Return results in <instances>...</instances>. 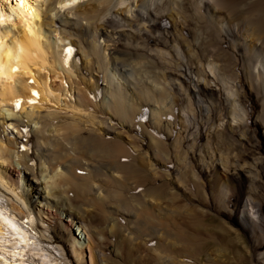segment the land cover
<instances>
[{
    "label": "rangeland",
    "instance_id": "374dc122",
    "mask_svg": "<svg viewBox=\"0 0 264 264\" xmlns=\"http://www.w3.org/2000/svg\"><path fill=\"white\" fill-rule=\"evenodd\" d=\"M97 1L79 0L75 4H70V6L65 8L55 5L52 9V14L54 13L56 15L55 17L58 21L60 20V25H58L59 29H62L60 31L62 32L64 30L57 37H61L62 39L66 38L65 40L63 39L64 43L71 44L70 50L74 53L73 56L76 57V60L74 57L77 65H75L74 76H77L76 78L81 80L82 85L89 90L92 98L95 99L96 95L97 98H100H96L95 100L101 106L103 101L106 102L109 97H118L128 103L129 106H133L132 108L136 110V115H138L139 110L146 103L145 98L148 99L149 96H152L151 103L152 99H154V102L158 101V91H155V87L161 93L159 94L161 96L159 98L160 103L159 105L155 104L157 105L156 107L151 106V109L153 108L154 110L152 113L148 111L144 117H138L136 119L137 125L132 129L125 126L128 123L132 125L131 119L127 123L121 122L120 120H117L115 123H108L115 128L114 134L111 137L116 138L121 148H124L127 153L125 158L120 159V161L125 164L128 162L132 169L136 170L135 174L138 173V175L127 180L121 177L122 174L120 172L113 173L111 178H109L114 181L110 180L111 182L109 181V184L105 185L104 189L111 190L122 196L114 203L115 209L107 208L109 213L106 211L105 213L100 212L97 209L98 206L92 209L84 205L71 209V212L67 211L66 213L61 211L62 209L66 210L68 199H71L75 203H79V201L81 203L83 197L77 196L72 188L71 190L73 192L69 188L66 190V186H62L59 181L53 192L51 188H48L46 172L45 170L42 171L43 164L40 165L36 159L37 153L35 146L37 145V138H35L33 132L35 129L37 130L42 127L46 136L51 139L57 138L62 140L63 132H71L73 130L83 132H87L88 130L92 131L91 125H87L89 121L90 123L92 121L97 127V130L93 129V132L98 138L103 139L104 137L101 135L102 127L106 125L99 123V118L88 120L87 123H84L86 121L85 118L79 117V115L71 118L69 114L61 113V109L58 110L59 108L56 107L55 111L58 112V115L53 117L51 122L45 123L43 118H40L39 123L28 125L29 129L27 130L29 131V135L25 138L22 133L23 130H21L16 122H5V129L2 130V137L5 141H12L14 143L17 138L19 140L23 139L24 142H31L24 149L26 151L29 150L26 159L30 155L31 158L35 159L34 166L35 169H38L36 175L39 179V189H42L44 198L42 205L45 202L50 203V207L53 208L54 212L56 211V217L61 216V218H64L66 216L65 218L68 219L70 214L75 217V223L77 222V224L75 225L74 223L71 232L79 238L82 246L80 252L83 264H90L91 251L96 256L98 264H224L223 261L226 257L224 254L217 253L216 250L221 252L225 248H232V250L230 249L232 251V257L247 258L250 261L248 249L246 248V244H248L247 230L250 228V218L249 223L248 218L247 220H244L243 217L238 218L242 210V204L249 196L245 188L250 184V180L245 176V183H241L242 186L238 183L241 186V192L239 193L237 182L234 181V175L232 174L238 172L245 164H249L252 167V161L259 156L261 151L251 150L250 156L237 158V147L227 143L224 138L230 136H234L233 138H235V135L245 131L247 137H255L256 140H261L264 145V136L260 126L257 128V125H252L254 117L259 112L260 107L253 100L250 101L251 104L247 101L249 100L247 98L252 93L250 94L248 92V85L245 83L239 71L241 66L240 58L236 57V60L234 57L232 59V64L235 62L233 71L231 70V74L229 72L228 74L219 76V83L224 91L229 94L230 91L233 93L231 94L234 97L229 96L231 97L230 99L233 98V101L235 100V104L232 102L231 107H229V102L227 109L231 116L236 113L238 116L235 114L232 117H238L234 118L235 120L237 119V122H244L245 119L251 120L247 125L243 126L244 128L238 127L237 130L236 128L223 130V127L220 125V121L223 119L220 115V106H218L219 104L215 99L218 96V92L211 93L215 97L213 104L216 106V109L218 108L216 115L210 117V114L207 113L208 110L205 109L204 116L202 118L199 117L198 110L195 106L196 103L194 104L191 100L195 88L184 82L183 77L180 76L182 72L174 68V66L178 67L177 64L180 60L185 62L189 58V55L196 56V52H199L197 48L191 47V43L187 44V40L192 39L194 33L200 26V22H202L200 27L207 25L208 19L206 18V14H204V9H200V12H198L200 16L197 17L193 15V11L188 7L189 5L183 3L185 0H180V2L174 0H159L160 4L158 2L153 5L152 2L156 1L148 0V9L155 7V10H160L165 13L161 25L150 28V21L148 20L150 16H147L146 19V11L142 10V13L140 12V15H143L145 18L137 15L138 9H140L139 5L144 0H119L121 3L119 2V6L113 8L110 14L107 13L105 15V13H102L100 17L97 13L95 14L97 19H100H98V23L96 21V24H99L97 32L104 30L103 32L105 33L99 38L97 37V33L96 35L94 34L96 38L93 34H90L87 37L90 39H87V43L80 39L81 36L78 35V31L76 32V27L79 25H87V20L74 8L78 4L91 6V4ZM144 2L147 4V0ZM113 5L115 4L111 6ZM248 12L249 7H246L238 20L229 22L232 27L236 28L234 35H231V33V36L228 35L226 26L225 28H221L224 29L222 34L225 32L229 40L231 39L228 42V49H226L229 54H232L233 47H235V51L237 50L235 53L242 51L240 50L242 45L240 42L242 40L239 36L243 29L242 20L248 16ZM150 14L153 20H155V14L149 11L147 15ZM110 15L116 22H119V25L104 28L103 23H100V21L104 17H111ZM196 17L197 19H201H199V23ZM241 18L242 20L240 21ZM163 34H167L168 38H164L161 40L162 42L150 39L151 36ZM174 36H177L179 40L173 42L175 40ZM211 42L209 45H214V42ZM173 45L176 47L174 50ZM114 47L120 52L119 57H123L122 53L126 49L132 48L126 51H129L131 54V58L127 61L129 64L127 69L133 72L131 75L129 74L130 76L128 74L126 76H128L131 82L137 84V94H144L145 98L138 96V101H135L132 90H126L124 88V82L120 79L121 77L119 78L116 73L112 72L109 51ZM155 54L165 56L163 60L165 63L162 60H154L155 58L153 56ZM193 60L195 63H198L197 57ZM149 64L152 68L148 66ZM147 66L148 69L146 68ZM166 68L175 73L166 76H156L154 75L155 73H152V70L159 69L160 71H164ZM263 76L264 74L262 75V79L264 78ZM144 80L146 82L148 81L147 83L150 82V85H146ZM154 92L156 96L153 94ZM210 96L206 98H211ZM131 98H133V103L128 101ZM163 103L165 106H163ZM203 106L208 105L207 103H203ZM157 107H161L160 112ZM6 109L9 108L6 107ZM34 111L39 116L47 113V111L44 112L42 109H35ZM233 111L235 113H232ZM101 119H103L102 116ZM2 123L4 126V122L0 120V127H2ZM186 124L187 126L191 125V129L186 127ZM155 141L158 145L154 146L152 144ZM66 146L68 148L70 147L69 145ZM69 152L72 154L70 158L75 157L74 160L81 161L77 164V167L81 169L87 168L86 172H91L89 165H95L96 161L88 157L85 159L84 155L74 156L72 150ZM229 154L231 158H228ZM68 160H64L60 164L55 165V170L61 171L67 176V173L62 169V164ZM138 160L139 163L137 162ZM45 165L44 162L43 166ZM238 165L239 167H237ZM248 170L250 173L251 170ZM99 183H92L94 184L93 189L95 196L99 199L97 203H104V200L106 201L105 195L101 191H96V185ZM156 189L162 190L161 196L164 197L161 200L153 199L145 195V192ZM230 190L233 193L231 194L232 200L227 205L226 200L229 198ZM34 196L37 197L35 194ZM88 199L91 200V196ZM31 200L36 201L35 198L32 199V196ZM142 200L144 203H139ZM122 204L126 206H122ZM127 205L133 206L129 210ZM192 209L193 212H190L189 210ZM244 209L247 210L249 217L255 218L252 211L247 207ZM61 221L56 219L55 223H60ZM224 230L228 232V238L226 239L222 235V231ZM211 231L217 232L212 233ZM219 236L222 237L220 238ZM214 239L217 240L215 243L212 241ZM228 240H231L235 244L228 246ZM46 249L49 264H64L60 251L54 248V245H48L46 243H40V245L29 249L25 255V260L30 262V264H42L39 260L40 258L35 255V252L37 254L39 253L38 251H45ZM75 262V257H73V264H76ZM247 264H254V262H248Z\"/></svg>",
    "mask_w": 264,
    "mask_h": 264
},
{
    "label": "bare ground",
    "instance_id": "6f19581e",
    "mask_svg": "<svg viewBox=\"0 0 264 264\" xmlns=\"http://www.w3.org/2000/svg\"><path fill=\"white\" fill-rule=\"evenodd\" d=\"M76 1L79 0H0V120L4 122V126L2 123V127H0V264H30V262L25 260V255L29 249L40 245V243L54 245V248L60 251L64 264H73V257H75L76 264H83L80 252L82 246L79 238L71 232V228L76 221L75 217L71 216V214L68 216V219L65 218L66 216L64 218H61V216L56 217V211H53V208L50 207V203L48 204L45 202L42 205L44 198L42 189H39V179L36 175L38 169H35L34 166L35 159L31 158V155L28 157L29 159H26L29 150L26 151V149H24L26 146L30 145L31 142L29 141V144V142H24L23 139L19 140L17 138L14 143L12 141H5L2 137V130L5 129L6 125L5 122H16L21 130H23L22 133L25 138L29 135V131L27 130L29 129L28 125L39 123L40 118H43L45 123L51 122V119L58 115V112L55 111L56 107L59 108L58 110H62H60L61 113L69 114L71 118L77 115L85 118L86 121L84 123H87L88 120L99 118V123L106 125L102 127L101 135L104 137L103 139L100 137L98 138L93 132V129L97 127L92 121L91 123L90 121L87 123V125H91L92 131L88 130L87 132H83L73 130L71 132H63L62 140L57 138L51 139L46 136L42 127L37 130L35 129L33 132L35 138H37V145L35 146L37 153L36 159L40 165H44V162L46 164L45 166L42 165L43 169H41L46 172L47 181H45L48 184V188H51L53 192L59 181L62 186H66V190L68 188L71 190L72 188L77 196L83 197L81 203L79 201L80 204L68 199L66 210L62 209L61 211L66 213L67 211L71 212V209L84 205L92 209L98 206L97 209L105 213V211L108 212L107 208L115 209L114 203L117 202L118 198L122 197L118 193L104 189V186L109 184L108 182L111 180L109 178H111L112 174L120 172L124 180L138 175V173L135 174L136 170L132 169L128 162L125 164L120 161V159L125 158L127 153L124 148H121L120 143L117 142L118 140L113 138V136L111 137V135L114 134L115 128L110 124L117 122V120L127 123L131 119L132 125L128 123L125 126L132 129L137 125L136 119H138V117H144L145 113H148V111L152 113L154 110L153 108L151 109V106L156 107L157 105L155 104L159 105L160 103L159 98L161 96L159 94L161 93L159 89L155 87V91H158V101L154 102V99H152L151 103L152 96H149L148 100L145 98L144 94H137V84L131 82L128 76H126V74L131 75L133 72L127 69V67H129L127 61L131 58V54L129 51H126L132 48L126 49L125 52L122 53L123 57H119L120 52L114 47L109 51V56L112 72L116 73L119 78L121 77L120 79L124 82V88L126 90H132L134 100L138 101V96L145 98L146 103L144 107L139 110V114L136 115L137 113L136 110L132 108L133 106H129L128 103L122 101L118 97H109L106 102L103 101L102 106L98 105L95 100L97 95L95 99L92 98L89 90L82 85L81 80L77 79V76L73 74L75 72L76 63L74 61V53L70 50L71 44L64 43L66 38H63V40L61 37H57L60 36L64 30L62 32L60 31L61 28L59 29L58 27V25H60V20L58 21L55 17L56 15H54V13L52 14V9L55 5L65 8L70 6V4H75ZM144 1L139 5L140 9H138L137 15H140L142 10H145L146 19L147 16H150L148 17L150 28L161 25L165 13L160 10H155V7L148 9V0L147 4ZM154 1L156 2H152V5L159 2V0ZM174 1L180 2V0ZM119 2V0H98L94 4H91V6H85L83 4L76 5L74 9L80 12V14L84 16V19L87 20V25H79L76 27V32L78 31V35L81 36L80 39L88 43L87 39L89 38L87 37H89L90 34L94 36V34L96 35L97 33L98 38L103 36L105 33L103 32L104 30H99L97 32L99 24L97 25L96 21L98 23L99 18L97 19L95 14L97 13L99 17L102 13H105V15L107 13L110 14L113 8L119 6L121 3ZM183 3L189 5L188 7L193 11V15L197 17L200 16L198 12L203 8L204 14H206V18L208 19L207 25H202L203 27H200L202 22L199 23V21L201 19H197L196 17L200 26L195 33L193 32L194 35L192 39L187 40V44L191 43V47L197 48L199 52H196V56L192 54V56L189 55V58L186 59L185 62L180 60L177 64L178 67L174 66L177 71L182 72L180 76L183 77L184 82L195 88L191 100L194 104L196 103L195 106L198 110V116L202 118L205 109L208 110L207 113L210 114V117L216 115L218 108L216 109V106L213 104L215 97L211 93L214 94L218 92V96H216L215 99L219 104L218 106H220V115L223 118L220 121V125L223 127V130H228L229 128H236L237 130L238 127L244 128L243 126L249 123L251 119H245L244 122H237V119H234L236 116L234 118L232 117L236 114L234 111L232 113L235 114L231 116L227 109L229 102V107H231V103L235 101H233V98L230 99L231 97L229 96H233V93L229 88L230 94L224 91L219 83V76L228 74L229 72L231 74V70L233 71L235 62L232 64V59H234V57H239L241 62L239 71L245 83L248 85V92L250 94L252 93L251 96L247 98L249 99L247 101L250 103V101L253 100L254 103L260 107L259 112H257L254 117V122L252 121V125H257V128L260 126L264 136V78L262 79V75L264 74V0H185ZM112 4L115 5L111 6ZM246 7H249L248 16H245L246 18L243 20L242 18L240 19V21H243V29L241 30L242 36H239L242 40V42H240L242 43V45L240 44V50L242 51L240 53H238L239 51L235 53L237 50L235 51V47H233L232 54H229L226 49H228V42H230L231 39L229 40L225 32L222 34L224 29L221 28H225L226 26L228 35H230V33L234 35L236 28L232 27L229 22L238 20ZM149 11L155 14V20H153L151 14L147 15ZM140 16L142 17L143 15ZM100 23H103L104 28H111L119 25V22H116L112 16L104 17ZM176 37L177 36H174L175 40L173 42L179 40V38ZM164 38H168L167 34L150 37V39H155V41H161ZM211 41L214 42L212 46L209 45ZM174 48L176 49L173 45V50ZM126 52L127 54H125ZM153 57L155 58L154 60H162V62H164L165 56L155 54ZM195 57L198 58V63H195L193 60ZM148 66L152 68L150 64ZM148 66L146 67L147 69ZM169 68L171 69V67ZM152 71L156 76H166L175 73L167 68L164 69L165 72L159 69ZM141 82L143 81L141 80ZM147 82L145 81V84L150 85V82ZM153 94H155V92ZM206 95H211V98H206ZM128 101L133 103V98ZM203 103H207L208 106H203ZM163 106H165L164 103ZM6 107L9 109L5 110ZM157 108L160 112L161 107ZM35 109H42V111H47V113L39 116L35 114ZM101 116L103 119L100 120ZM186 127L190 128L191 125L187 126L186 124ZM235 136V138H233L234 136H230L224 138V140L230 145L237 147V158L250 156L251 150L261 151L259 156L252 161V167H250L249 164H245L238 172L232 174L234 175V181L237 182V185L238 183H245V176L250 180L248 187H244L247 189L249 196L246 201L243 202L242 210L238 216V218L243 217L244 220L248 218V223L250 218V228L247 230L248 244H246L250 261L247 260V258L232 257V248H225L221 252L215 250L217 253L224 254L226 257L223 261L224 264H247L248 262L264 264V145L261 140H256L255 137H247L245 131ZM66 145L70 147L68 148ZM152 145L155 146L158 144L155 141ZM70 150L74 152V156L84 155L85 159L88 157L96 161L95 165H89L90 173L86 172L87 168L81 169L77 167V164L81 161L74 160L75 157L70 158L72 156L69 152ZM228 158H231L230 154ZM67 159L69 160L62 164L63 171L67 173V176H65L61 171L55 170V165ZM137 162L139 163V160ZM237 167H239V165ZM248 169L253 172L250 171L249 173ZM103 179L104 181H102ZM94 182H100L96 185V191H101L105 195L106 201L104 200V203H97L99 199L95 196V191L93 189L94 184H92ZM240 184L238 185L239 193L241 192L242 186V184L241 186ZM34 194L37 195V197H35ZM161 194L162 190L160 189L145 192L147 197L160 200L164 197L161 196ZM231 194L233 193L231 192L229 198L226 200L227 205L232 200ZM31 196L32 199L35 198L36 201L31 200ZM89 196H91V200L88 199ZM123 197L125 198V196ZM214 200L217 202L216 199ZM142 202L143 200L139 203ZM124 205L122 204V206ZM131 206L133 205H127L129 210L132 208ZM245 207L252 211L255 218L248 216L247 210L244 209ZM189 211L193 212V209ZM56 219L62 221L60 223H55ZM76 224L77 222L75 225ZM211 232L214 233L217 231ZM222 235L225 236V239L228 238L227 231H222ZM219 237L221 238L222 236ZM215 239L212 240L213 243L217 241ZM227 244L228 246H232L235 243L233 244L231 240H228ZM46 251L47 249L45 251H38L39 253L37 254L35 252V255L40 258L39 260L42 264H49ZM92 253L91 251L90 264H98L96 256Z\"/></svg>",
    "mask_w": 264,
    "mask_h": 264
}]
</instances>
